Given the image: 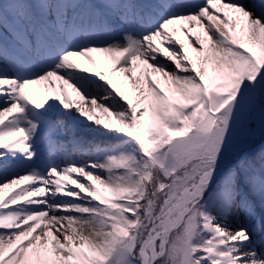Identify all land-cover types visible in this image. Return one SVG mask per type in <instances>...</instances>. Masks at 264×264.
Listing matches in <instances>:
<instances>
[{"label": "snow or ice", "instance_id": "6c2138e0", "mask_svg": "<svg viewBox=\"0 0 264 264\" xmlns=\"http://www.w3.org/2000/svg\"><path fill=\"white\" fill-rule=\"evenodd\" d=\"M0 264H264V0H0Z\"/></svg>", "mask_w": 264, "mask_h": 264}, {"label": "rangeland", "instance_id": "374dc122", "mask_svg": "<svg viewBox=\"0 0 264 264\" xmlns=\"http://www.w3.org/2000/svg\"><path fill=\"white\" fill-rule=\"evenodd\" d=\"M102 67H103V64H102ZM56 85H57V87H58V86H59V82H56ZM69 91L71 92V90H69ZM72 95H73V97L75 98V94L72 93ZM78 126L81 128V130L83 131V133H84L85 135H95V133H94L91 129L87 128L85 125H78ZM258 141H259V140H257V143H259ZM5 194H7V191H6Z\"/></svg>", "mask_w": 264, "mask_h": 264}, {"label": "trees", "instance_id": "16d2710c", "mask_svg": "<svg viewBox=\"0 0 264 264\" xmlns=\"http://www.w3.org/2000/svg\"><path fill=\"white\" fill-rule=\"evenodd\" d=\"M258 140H259V139H258ZM258 142H259V143H257V146H259V144L261 143V141L259 140Z\"/></svg>", "mask_w": 264, "mask_h": 264}]
</instances>
